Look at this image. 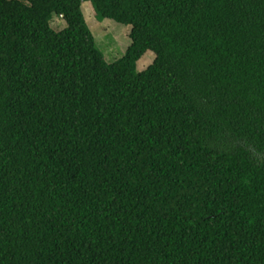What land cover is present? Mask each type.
I'll use <instances>...</instances> for the list:
<instances>
[{"label": "trees", "instance_id": "16d2710c", "mask_svg": "<svg viewBox=\"0 0 264 264\" xmlns=\"http://www.w3.org/2000/svg\"><path fill=\"white\" fill-rule=\"evenodd\" d=\"M0 264H264V0H0Z\"/></svg>", "mask_w": 264, "mask_h": 264}, {"label": "rangeland", "instance_id": "374dc122", "mask_svg": "<svg viewBox=\"0 0 264 264\" xmlns=\"http://www.w3.org/2000/svg\"><path fill=\"white\" fill-rule=\"evenodd\" d=\"M82 9L97 45L104 53L106 60L109 63H113L122 58L132 43V26L111 18L104 19L103 21L99 20L90 1H84ZM50 23L57 31L67 26L65 19L56 14L52 17ZM155 58L156 53L148 50L137 62V70L143 71L147 69L154 62Z\"/></svg>", "mask_w": 264, "mask_h": 264}]
</instances>
